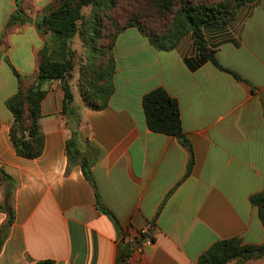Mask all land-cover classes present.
Listing matches in <instances>:
<instances>
[{
  "label": "crops",
  "instance_id": "crops-1",
  "mask_svg": "<svg viewBox=\"0 0 264 264\" xmlns=\"http://www.w3.org/2000/svg\"><path fill=\"white\" fill-rule=\"evenodd\" d=\"M50 0H33L40 8ZM14 0H0V39ZM220 65L197 64L190 35L172 50H158L136 27L115 39V91L107 105L90 108L71 81L82 136L77 144L91 163L96 188L78 162H69L66 141L72 118L62 113L59 80L46 85L40 124L44 150L19 156L10 140L13 120L6 100L18 87L14 67L31 76L42 48L35 22L8 33L0 53V168L9 185L15 219L0 249V264H197L215 242L238 237L264 243V226L250 196L264 194V9L244 5L228 25L205 31ZM80 41V40H79ZM75 72V69H74ZM164 88L179 103L190 151L174 135L151 131L143 95ZM6 182L0 184V202ZM96 194L118 223L96 205ZM6 213L0 210V225ZM148 226L146 234L140 230ZM149 239L151 244L145 245ZM142 250L138 251L137 247ZM236 264L230 260L225 264ZM241 264H264V255Z\"/></svg>",
  "mask_w": 264,
  "mask_h": 264
},
{
  "label": "trees",
  "instance_id": "trees-1",
  "mask_svg": "<svg viewBox=\"0 0 264 264\" xmlns=\"http://www.w3.org/2000/svg\"><path fill=\"white\" fill-rule=\"evenodd\" d=\"M32 1L14 0L15 9L0 39L1 53L8 48L6 39L9 32L35 22L44 41L36 55L34 74L22 75L12 67L18 87L6 100V106L13 115L10 140L19 156L35 158L42 154L41 101L46 94L47 83L59 80L64 90L62 113L67 119L72 118L68 121L71 136L65 144L68 160L70 163L78 162L86 179L96 188L91 163L77 145L82 131L71 85L76 65V52L72 48L74 37L79 38L83 55L79 63L78 91L90 108L100 109L107 105L115 91V39L128 27H136L158 50H172L184 36L190 35L198 53L197 64L210 61L217 68L241 79L236 72L219 64L215 57L217 48L208 42L205 31L228 25L240 8L256 0H144L146 6L140 8L136 2L132 5L128 0H50L40 8H35ZM87 6H91L92 11L86 16L83 8ZM142 108L148 128L153 132L177 136L189 149L191 164L192 149L182 132L177 99L164 88L157 87L143 95ZM3 182H6V190L0 210L6 213V219L0 225V249L15 219L9 189L14 180L0 168V184ZM250 201L258 206L264 226V194L252 195ZM96 205L115 224L118 223L114 213L101 203L97 194ZM263 255L264 243L243 244L238 237H232L215 242L199 256L197 264H225L233 259L236 264H241ZM34 264H53V261L40 260Z\"/></svg>",
  "mask_w": 264,
  "mask_h": 264
},
{
  "label": "rangeland",
  "instance_id": "rangeland-1",
  "mask_svg": "<svg viewBox=\"0 0 264 264\" xmlns=\"http://www.w3.org/2000/svg\"><path fill=\"white\" fill-rule=\"evenodd\" d=\"M130 1V4H134V2H136L137 4H138V7L137 8H140V7H142V6H146L145 4H144V0H128V2ZM129 5V4H128ZM126 6V5H125ZM126 11H129V10H127V9H125ZM92 11V8H91V6H87V7H84L83 8V13L87 16V15H89L90 14V12ZM157 22V20L155 21V23ZM74 46L75 47H80V41L78 40V39H76L75 41H74ZM75 77L77 76V73H78V65L76 66V68H75ZM227 264H230V263H227Z\"/></svg>",
  "mask_w": 264,
  "mask_h": 264
},
{
  "label": "built area",
  "instance_id": "built-area-1",
  "mask_svg": "<svg viewBox=\"0 0 264 264\" xmlns=\"http://www.w3.org/2000/svg\"><path fill=\"white\" fill-rule=\"evenodd\" d=\"M147 230H148V226L147 227H144L143 229H141L139 233L140 234H146L147 233ZM144 243H145V245H149V244H151V241L149 239H146L144 241ZM137 250L138 251H141L142 248L138 246L137 247ZM122 264H135V260H134L133 256H128V257H126L124 259V261H123Z\"/></svg>",
  "mask_w": 264,
  "mask_h": 264
}]
</instances>
